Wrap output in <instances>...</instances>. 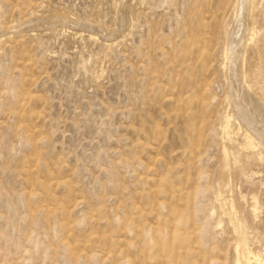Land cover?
Masks as SVG:
<instances>
[{
  "label": "rangeland",
  "instance_id": "1",
  "mask_svg": "<svg viewBox=\"0 0 264 264\" xmlns=\"http://www.w3.org/2000/svg\"><path fill=\"white\" fill-rule=\"evenodd\" d=\"M0 264H264V0H0Z\"/></svg>",
  "mask_w": 264,
  "mask_h": 264
},
{
  "label": "bare ground",
  "instance_id": "2",
  "mask_svg": "<svg viewBox=\"0 0 264 264\" xmlns=\"http://www.w3.org/2000/svg\"><path fill=\"white\" fill-rule=\"evenodd\" d=\"M254 208L256 209V206H255ZM238 229H239V227H238ZM239 234H240V233H239ZM239 236H240V235H239ZM240 238H241V237H240ZM238 239H239V238H238ZM238 239H237V241L241 240V239H239V240H238ZM239 242H240V241H239ZM241 243H242V242H241ZM239 244H240V243H239ZM238 247H239V246H238ZM241 251H242V250H241ZM237 257L239 258V254L237 255ZM237 257H236V258H237ZM242 257H243V256H242ZM244 259H245V258H244ZM244 259H242V260H244ZM242 260H241V261H242ZM238 261H240V260H238ZM242 262L244 263V261H242ZM236 263H237V262H236Z\"/></svg>",
  "mask_w": 264,
  "mask_h": 264
}]
</instances>
